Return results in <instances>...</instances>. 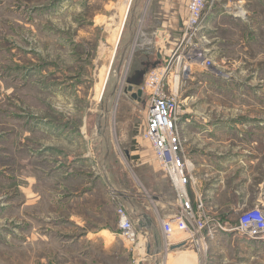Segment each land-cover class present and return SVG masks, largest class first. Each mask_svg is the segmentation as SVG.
Returning a JSON list of instances; mask_svg holds the SVG:
<instances>
[{"label": "rangeland", "instance_id": "374dc122", "mask_svg": "<svg viewBox=\"0 0 264 264\" xmlns=\"http://www.w3.org/2000/svg\"><path fill=\"white\" fill-rule=\"evenodd\" d=\"M124 1L0 0V264H264V239L237 232L214 233L201 255L175 257L121 235V197L156 218L160 232L157 219L177 210L143 139L146 106L124 94L133 71L141 87L153 63L134 46L118 71ZM251 10L261 18L220 30L216 60L197 37L156 66L169 62L166 80L178 84L183 152L190 144L214 163L201 172L206 188L217 186L204 215L230 227L260 206L264 182V13ZM192 49L206 67L187 63ZM200 129L203 143L194 141Z\"/></svg>", "mask_w": 264, "mask_h": 264}, {"label": "built area", "instance_id": "2783aa9c", "mask_svg": "<svg viewBox=\"0 0 264 264\" xmlns=\"http://www.w3.org/2000/svg\"><path fill=\"white\" fill-rule=\"evenodd\" d=\"M210 3L213 4V0H210ZM206 4L207 0H189L187 16L181 25L182 38L179 47L193 45L201 29L202 13ZM180 57L177 56V60ZM183 57L189 61L187 63H196L195 65L198 63L200 67L207 66L200 49H192ZM169 64L168 62L163 68L155 67L148 71L144 85L140 87L144 93V104L147 109L143 139L150 145L155 162L170 181L177 197L175 213L158 219L163 252L168 257L186 252H191L195 256L201 255L206 251V239L213 238L214 233L217 232H237L250 239H260L264 235V205L255 206L245 213L233 227H225L219 221L205 217L200 196H195L194 200L190 198L188 186L195 183L183 155L178 130L180 121L178 84L172 87L170 79L166 80L165 77ZM117 217L121 235L127 240L134 241L140 233L136 232L130 210L119 205ZM177 233L185 234L186 237L177 243H172L171 236ZM191 253L188 254L193 255Z\"/></svg>", "mask_w": 264, "mask_h": 264}, {"label": "crops", "instance_id": "0c3cea01", "mask_svg": "<svg viewBox=\"0 0 264 264\" xmlns=\"http://www.w3.org/2000/svg\"><path fill=\"white\" fill-rule=\"evenodd\" d=\"M124 4L126 5L122 11L123 15L120 23V29L125 28V33L122 34L123 52L127 54L132 47L139 46L137 49L139 57H137L144 58L143 60H146L147 65L157 63L158 66L161 62L166 61L165 59L168 58L173 46L180 43V25L186 16L188 0H125ZM251 8H256L264 13V0H213V4L204 17L202 28L198 34V40H203L205 53L212 54L211 59L216 60L214 57L222 50L217 49L215 46L216 42L221 41L220 30L229 31L234 29L235 32L237 29L246 28L248 24L250 25L254 21L255 17L257 19L261 18L258 12L253 14ZM258 25H262V23ZM229 33L231 34L230 31ZM165 47H168V51ZM215 65L213 64V66ZM140 74L141 72L133 71L132 77H138ZM133 103L139 104L136 101ZM127 104L132 103L124 101L122 106ZM205 132L206 130L200 129L197 134H194L196 137L194 141L203 143L201 137ZM196 148H202V144L197 145ZM183 154H185L189 173L195 183L188 186V194L192 200L195 199V196H200L202 202L205 203L216 194L217 186L211 185L206 188L201 178V172H204L203 168H213L214 163L205 159L200 160L203 156L202 153L190 144L187 147L185 146V153L183 152ZM163 177L172 187L164 173ZM260 186L261 194L257 203L264 205V182ZM120 200L125 208L132 210V218L136 227L140 229L141 237L146 239L147 248L153 249L154 254H157L160 246L163 245V240L159 228L155 226L157 223L156 218L153 217L152 220L143 210L135 207L134 202L126 196L121 197ZM222 225L230 227V225L223 223ZM149 251L147 250V253ZM149 258L152 259L153 256H149Z\"/></svg>", "mask_w": 264, "mask_h": 264}, {"label": "water", "instance_id": "95a60500", "mask_svg": "<svg viewBox=\"0 0 264 264\" xmlns=\"http://www.w3.org/2000/svg\"><path fill=\"white\" fill-rule=\"evenodd\" d=\"M124 56H125V53L123 52L120 63H119L118 71L120 69L121 63L123 62ZM156 66H157V63L153 64L152 67L155 68ZM128 93H131L129 96L131 100L136 101L138 103H143L141 100L142 92L137 82V76L132 77L127 81V87L124 89V94H128Z\"/></svg>", "mask_w": 264, "mask_h": 264}, {"label": "bare ground", "instance_id": "6f19581e", "mask_svg": "<svg viewBox=\"0 0 264 264\" xmlns=\"http://www.w3.org/2000/svg\"><path fill=\"white\" fill-rule=\"evenodd\" d=\"M146 77V76H145ZM141 92H142V94H143V96H142V99H143V97H144V93H143V91L141 90ZM144 100V99H143ZM143 103H144V101H143ZM130 212L132 213V210H130ZM261 240L262 239H264V235H262V237L260 238ZM146 246H143V247H140V249L138 250V253L140 254V255H142L143 257H145V255H146ZM159 256V255H158Z\"/></svg>", "mask_w": 264, "mask_h": 264}]
</instances>
